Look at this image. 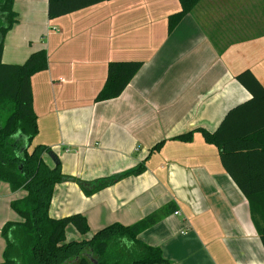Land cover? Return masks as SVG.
Instances as JSON below:
<instances>
[{
  "label": "crops",
  "instance_id": "obj_1",
  "mask_svg": "<svg viewBox=\"0 0 264 264\" xmlns=\"http://www.w3.org/2000/svg\"><path fill=\"white\" fill-rule=\"evenodd\" d=\"M48 1L15 0L18 21L4 40L6 63L47 51L48 68L31 77L33 145H49L63 172L93 185L144 165L91 194L74 181L57 183L51 216L79 212L90 227L82 234L69 224L67 239L133 224L174 202L179 213L138 235L161 249L165 264H264L249 202L219 147L198 130L214 132L252 97L239 73L249 69L264 85V0H201L173 29L180 0H106L52 18ZM130 60L142 65L123 92L97 101L109 62ZM25 195L0 180V263L3 226L22 220L11 202Z\"/></svg>",
  "mask_w": 264,
  "mask_h": 264
},
{
  "label": "trees",
  "instance_id": "obj_2",
  "mask_svg": "<svg viewBox=\"0 0 264 264\" xmlns=\"http://www.w3.org/2000/svg\"><path fill=\"white\" fill-rule=\"evenodd\" d=\"M106 0H49V17L62 16ZM201 0H180L182 9L169 18L173 29ZM15 0H0V180L12 191L24 189L26 195L11 202L21 221H8L1 234L6 241L0 264H165L169 261L159 247L138 238L145 229L176 211L169 202L130 225L111 223L89 239H67L66 227L89 232L82 213L53 217L50 206L57 183L74 181L85 194H91L126 175L137 174L143 164L110 180L92 184L63 172L59 157L43 143L33 145L38 133L33 106L31 77L48 68V55L42 48L19 64L3 61L4 40L18 21ZM141 61H111L105 85L96 100L118 97L140 69ZM238 81L252 97L233 107L219 127L211 132L198 128L209 143L219 147L223 165L246 196L253 223L264 246V85L247 69ZM194 130L179 138L190 139ZM158 142L151 151L158 149ZM48 156L51 158L48 160Z\"/></svg>",
  "mask_w": 264,
  "mask_h": 264
},
{
  "label": "rangeland",
  "instance_id": "obj_3",
  "mask_svg": "<svg viewBox=\"0 0 264 264\" xmlns=\"http://www.w3.org/2000/svg\"><path fill=\"white\" fill-rule=\"evenodd\" d=\"M65 193H66V190H63V189L58 191V195H59L58 200H59L60 206L63 204V197H64Z\"/></svg>",
  "mask_w": 264,
  "mask_h": 264
},
{
  "label": "built area",
  "instance_id": "obj_4",
  "mask_svg": "<svg viewBox=\"0 0 264 264\" xmlns=\"http://www.w3.org/2000/svg\"><path fill=\"white\" fill-rule=\"evenodd\" d=\"M175 213H179V211H178V210H176V211H175Z\"/></svg>",
  "mask_w": 264,
  "mask_h": 264
}]
</instances>
